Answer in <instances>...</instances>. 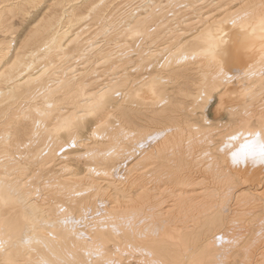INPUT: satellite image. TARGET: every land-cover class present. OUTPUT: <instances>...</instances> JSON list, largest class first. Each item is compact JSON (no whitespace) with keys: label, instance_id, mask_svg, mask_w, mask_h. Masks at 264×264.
<instances>
[{"label":"bare ground","instance_id":"obj_1","mask_svg":"<svg viewBox=\"0 0 264 264\" xmlns=\"http://www.w3.org/2000/svg\"><path fill=\"white\" fill-rule=\"evenodd\" d=\"M0 264H264V0H0Z\"/></svg>","mask_w":264,"mask_h":264}]
</instances>
